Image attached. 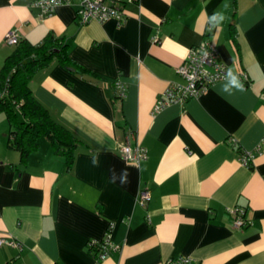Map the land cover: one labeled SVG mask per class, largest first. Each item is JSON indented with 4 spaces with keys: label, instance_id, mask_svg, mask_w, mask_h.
I'll list each match as a JSON object with an SVG mask.
<instances>
[{
    "label": "crops",
    "instance_id": "0c3cea01",
    "mask_svg": "<svg viewBox=\"0 0 264 264\" xmlns=\"http://www.w3.org/2000/svg\"><path fill=\"white\" fill-rule=\"evenodd\" d=\"M34 0H0V70L12 30L38 44L50 31L72 64L51 60L31 77L35 98L79 140L73 166L43 136L23 164L0 113V264H264V0H124L126 17L79 23V0L45 18ZM214 12L225 19L219 27ZM209 21L213 28L206 33ZM212 41L240 87L215 82L195 98L152 111L183 83L188 49ZM247 76L243 82L242 75ZM115 80L127 87L115 98ZM148 150L140 165L120 147ZM149 191V200L139 194ZM244 227L236 228L237 211ZM118 249L98 260L90 241Z\"/></svg>",
    "mask_w": 264,
    "mask_h": 264
},
{
    "label": "built area",
    "instance_id": "2783aa9c",
    "mask_svg": "<svg viewBox=\"0 0 264 264\" xmlns=\"http://www.w3.org/2000/svg\"><path fill=\"white\" fill-rule=\"evenodd\" d=\"M80 4L76 11L79 18V23L84 24L88 20L100 21L101 23L114 18L117 23H122L126 17V12L123 11L124 0H79ZM34 6H38V16L45 18L53 13L57 6L64 4H71V0H34ZM213 28V21H209L206 28V33H209ZM18 33L14 30L9 32L4 42L8 45L17 44L19 41ZM219 48L212 41H204L201 44L192 46L188 49V53L184 57L183 63L177 67V71L183 77V83H173L165 89L163 93L158 95L156 104L153 105L152 111L159 113L166 105L173 103L184 102L190 98H195L208 90L215 82L226 80L228 71L231 70L219 54ZM232 71V70H231ZM234 74V72L232 71ZM247 80L245 74L241 78ZM115 88V98L123 100L127 94V87L121 80H115L113 83ZM264 146V138L260 145L256 146L255 150L243 151L240 159L245 166L251 164L254 156L261 153ZM122 151V158L126 162L140 165L143 160L147 159L148 150L143 146H132L130 139L120 147ZM149 191H142L139 196V202L145 204L149 200ZM243 212L237 211L234 225L236 228L244 227L247 220L242 218ZM113 228V223L109 224L108 233L105 234L101 241H90L89 247L97 249L98 260H104L109 257L112 251L118 249V246L113 243L110 232ZM14 245L19 249L22 247V242L10 240L9 237H0V246L4 244ZM191 260L188 257L179 256L177 258L167 259L165 264H190Z\"/></svg>",
    "mask_w": 264,
    "mask_h": 264
},
{
    "label": "trees",
    "instance_id": "16d2710c",
    "mask_svg": "<svg viewBox=\"0 0 264 264\" xmlns=\"http://www.w3.org/2000/svg\"><path fill=\"white\" fill-rule=\"evenodd\" d=\"M228 1L235 9L237 0ZM18 41L0 70V113L4 112L9 121L10 146L18 149L20 161L24 164L30 151L39 147L38 139L43 136L51 143L54 152L65 157V165L70 169L79 140L67 127L56 122L29 86L33 74L48 66L51 60L66 66L72 64L67 52L69 44L52 31L38 44L27 39Z\"/></svg>",
    "mask_w": 264,
    "mask_h": 264
},
{
    "label": "clouds",
    "instance_id": "9594fccd",
    "mask_svg": "<svg viewBox=\"0 0 264 264\" xmlns=\"http://www.w3.org/2000/svg\"><path fill=\"white\" fill-rule=\"evenodd\" d=\"M210 19L216 22L214 27H219L224 21L225 17L220 12H214ZM227 77L232 85L240 87L237 77L232 73L231 70L228 71Z\"/></svg>",
    "mask_w": 264,
    "mask_h": 264
}]
</instances>
